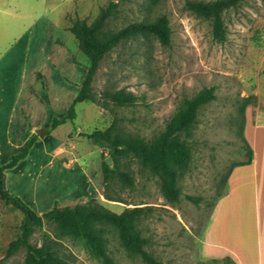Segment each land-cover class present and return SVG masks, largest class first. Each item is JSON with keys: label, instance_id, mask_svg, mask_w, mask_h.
Instances as JSON below:
<instances>
[{"label": "rangeland", "instance_id": "rangeland-1", "mask_svg": "<svg viewBox=\"0 0 264 264\" xmlns=\"http://www.w3.org/2000/svg\"><path fill=\"white\" fill-rule=\"evenodd\" d=\"M187 1L214 0H0V54L6 55L17 44L15 54L18 49L24 55L40 52L53 37L52 43L69 50L73 62L87 72L89 59L69 30L73 19L79 17L91 24L110 2L117 4V11L108 22L111 31L166 16L171 29L170 46L144 34L123 41L100 63L92 85L94 102L77 104L74 121L53 129L54 119L63 118L67 111L61 116L54 113L47 126L36 129V142L47 140L48 152L59 144L68 151L47 157L44 146L35 149L34 153L40 151L37 160L43 162L37 168L41 179L35 186L36 199L45 204L39 208L44 211L40 216L55 207H74L92 198L117 213L127 207H150L152 211L144 215L139 229L146 239L145 249L153 257L164 264H212L200 261L199 244L214 208L229 189L235 190L241 184L239 192L244 190L247 200L240 202L239 194L236 196L235 209L230 214L228 210V217H224L229 221L225 224L226 236L238 242L246 240L248 244L258 237L255 205L249 193L254 190V171H240L230 186L228 174L248 158L249 147L254 157L257 153L258 160L264 161V0H245L225 11L223 41L215 38L211 20L186 8ZM21 57L18 53L17 66ZM19 69L6 72L11 73L12 85L5 96L16 87ZM36 77L33 91L42 100L45 82L41 74ZM65 80L69 86L81 87ZM211 87L216 100L199 110L197 125L191 132H181L191 157L184 162L176 181L178 198L171 203L164 196L160 179L149 168H143L132 157H123L120 163L132 174L135 185L124 189L113 186L110 194L116 191L125 203L107 200L102 155H106L111 167L114 162L109 152L87 135L106 130L116 122L121 132L153 141L165 132L185 99ZM118 90L134 92L135 105L115 106L106 94ZM31 121L29 118L30 124ZM38 131H43L44 137ZM27 169L25 165L20 168L14 185L23 183L22 175H28ZM24 185L28 186L27 197H31L33 185L27 181ZM188 196L197 202L190 201ZM224 210L219 204L218 212L224 214ZM23 219L21 211L0 199V264H27L25 248L12 255L7 252L10 243L21 236ZM30 243L35 247L49 246L66 264H103L81 240L63 234L57 222L47 220L46 224L34 227ZM104 246L113 264H146L133 248L121 245L115 231L107 234Z\"/></svg>", "mask_w": 264, "mask_h": 264}, {"label": "trees", "instance_id": "trees-1", "mask_svg": "<svg viewBox=\"0 0 264 264\" xmlns=\"http://www.w3.org/2000/svg\"><path fill=\"white\" fill-rule=\"evenodd\" d=\"M245 0H214L210 2L187 1L186 8L197 16L211 20L214 28V36L218 41L225 39V27L223 13L235 8ZM117 11V4L110 2L103 7L97 18L89 24L86 19L79 17L72 20L70 32L78 41L81 51L89 59L87 67V78L80 87V90L69 106L65 116L61 119H54L52 128L74 121L77 117L76 106L79 103L94 102L92 85L95 75L103 58L120 43L137 35H153L164 46L171 44V29L166 16H161L152 22H133L118 30H109L108 22ZM115 106L129 107L135 105L137 96L134 92L118 90L106 94ZM216 100L215 89L204 88L191 98L185 99L182 107L173 115L168 123L165 132L153 141H146L144 138L126 134L119 130L114 122L106 130H95L87 135L100 148L109 152L114 165L111 167L106 161V155H102V174L104 180V196L109 201L125 203L120 196L110 194L113 186L132 188L135 179L130 172L123 169L120 161L123 157H132L143 168H149L157 176L162 184L163 193L171 203L178 198L176 181L181 175L180 171L184 162L189 159L190 151L185 142L181 140V132H191L197 125L199 110ZM38 136L30 137L24 149L11 157L10 161L0 165V199L14 209L23 213L24 219L21 225V236L12 241L7 250L8 255L14 254L20 248L28 251L27 264H66L59 258L49 246L35 247L30 243V237L34 227L44 224V220L57 222L63 234L81 240L90 254L103 261V264H113L104 243L107 241V234L115 231L122 246L133 248L134 252L146 264H164L157 260L145 249L146 239L139 226L144 215L150 213L152 208L144 206L127 207L117 213L104 206L97 199L92 198L74 207H55L42 216L30 208L18 195L11 193L5 186V171L17 166L29 154ZM247 159L234 166L229 174L237 166H245L252 163L253 150L249 147ZM221 197V196H220ZM190 201L197 202L194 197H187ZM212 264H236L230 258L222 261L215 260Z\"/></svg>", "mask_w": 264, "mask_h": 264}, {"label": "crops", "instance_id": "crops-1", "mask_svg": "<svg viewBox=\"0 0 264 264\" xmlns=\"http://www.w3.org/2000/svg\"><path fill=\"white\" fill-rule=\"evenodd\" d=\"M52 41L53 37L48 41L47 47L43 48L40 52L36 50L29 51L24 55V53H21L18 49L15 50L17 52V54H15L13 50L17 49V44L15 47L13 45L6 55L3 52L0 54L1 166L7 164L13 155L18 154L24 149L28 139L35 135L36 129L41 126H47L52 119L51 114L55 113L56 116H61L60 114L67 111L80 88L72 85L69 86L65 78L81 86L87 78L88 71L85 72L84 69L73 62L70 51L62 46L53 44ZM50 47L51 49H49V53H47V49ZM18 53L23 59L21 61L19 60L20 63L17 66ZM15 68H20L18 72L19 76H17V85L12 88V92L9 96H5L11 84V78L9 77L11 73L8 74L6 72H12ZM37 74H41L45 82V89H43L40 94L42 100H39L40 98H37L33 91L34 86L37 85ZM28 75L30 77L29 81L27 80ZM29 118H32L31 124L29 123ZM40 118L44 119V121L41 122L42 120H40ZM39 138L42 139L41 137ZM246 140L248 141L247 138ZM47 145V140L35 142L28 156L23 161L14 168L5 171V186L7 189L11 193L18 195L24 202L34 208L39 215L41 212H44L39 208L44 207L45 204L38 203L35 186L37 181L41 179V175L37 173V168L39 164H43V162H41L42 160H37L40 157V151L34 153L35 149L40 150V148L37 147L44 146L45 156L47 157L49 155L57 157L60 151H63L61 155L68 154L66 149L64 150V148L60 147L61 144L55 145L57 147L53 150L54 152H48ZM258 158L256 153L251 164L236 167L232 171L228 181V185L230 186V181L235 178L237 173L242 170L253 169L255 174V178L252 181L254 190L249 193L255 205L258 237L253 244H248V242H245L246 240L238 242L236 239H232L228 237V235L226 236V232H224L226 229L225 224L227 225L229 223L224 217H228V210L230 213L231 209H235L236 196L239 194L238 201L240 202L243 201L245 203L247 200L244 190L239 192L240 184L235 190L234 188L229 189L225 195L226 197H222V199H220L221 202L219 201L214 208L208 220L209 222H207L205 226L204 235L199 244L200 261L206 263L230 258L236 264H264V161L261 163ZM24 165L28 166L27 170L29 173L28 175L21 174L25 180L22 184L17 183L14 185L13 182L15 180L13 179L15 176H19L17 173ZM67 167H69L68 164ZM26 181L33 185L31 186L33 187L31 197H27L25 192L29 186V184H27V187L24 185ZM30 198H32V201H30ZM219 204L220 209L222 207L223 210L225 205L228 206L226 211L224 210V214L220 213L221 210L218 212ZM222 217L225 222L221 219ZM222 232H224V235Z\"/></svg>", "mask_w": 264, "mask_h": 264}, {"label": "water", "instance_id": "water-1", "mask_svg": "<svg viewBox=\"0 0 264 264\" xmlns=\"http://www.w3.org/2000/svg\"><path fill=\"white\" fill-rule=\"evenodd\" d=\"M38 134H41V137H44L45 133L43 131H38ZM47 219L44 220V224H46Z\"/></svg>", "mask_w": 264, "mask_h": 264}, {"label": "bare ground", "instance_id": "bare-ground-1", "mask_svg": "<svg viewBox=\"0 0 264 264\" xmlns=\"http://www.w3.org/2000/svg\"><path fill=\"white\" fill-rule=\"evenodd\" d=\"M264 133V132H263ZM259 134H257V136H258ZM260 137V136H259ZM256 140H257V138H256ZM261 149H263L262 147H261ZM264 155V154H263ZM246 190V189H245ZM250 192V191H249ZM251 193V192H250ZM231 213V212H230ZM229 213V214H230ZM228 216V215H227ZM230 216V215H229ZM238 216V215H237ZM253 216V215H252ZM252 221L254 222V219H252ZM245 230V229H244ZM244 233V232H243Z\"/></svg>", "mask_w": 264, "mask_h": 264}]
</instances>
